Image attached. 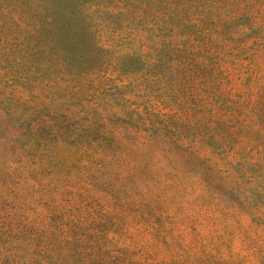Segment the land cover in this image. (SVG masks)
Returning a JSON list of instances; mask_svg holds the SVG:
<instances>
[{"label":"rangeland","instance_id":"obj_1","mask_svg":"<svg viewBox=\"0 0 264 264\" xmlns=\"http://www.w3.org/2000/svg\"><path fill=\"white\" fill-rule=\"evenodd\" d=\"M0 264H264V0H0Z\"/></svg>","mask_w":264,"mask_h":264}]
</instances>
